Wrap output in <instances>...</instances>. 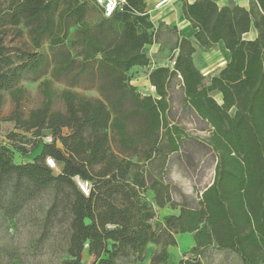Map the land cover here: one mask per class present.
Instances as JSON below:
<instances>
[{"label": "trees", "instance_id": "trees-1", "mask_svg": "<svg viewBox=\"0 0 264 264\" xmlns=\"http://www.w3.org/2000/svg\"><path fill=\"white\" fill-rule=\"evenodd\" d=\"M8 1L0 8V133L4 121L14 131L0 145V186L14 196L22 178L28 198L49 186L60 188L70 212L62 264H83L85 250L93 264H135L148 244L158 246L150 264H171L167 247L177 244L174 234L188 232L194 244L177 264H201L207 247L236 253L240 264H264V0H250L249 8L181 0L193 39L176 42L172 67L149 71L153 94H141L129 74L152 64L147 46L156 29L144 0H125L110 16L95 0ZM252 26L257 37L249 40L244 33ZM12 28L18 35L25 30L35 49L47 42V52L10 47L4 37ZM220 41L229 61L205 80L193 62L196 46L208 50ZM173 78L179 79L183 107L208 124L201 141L214 155V176L189 204L173 203L178 212L164 216L156 232L153 203L163 207L173 199L162 173L189 138L170 119ZM22 81H37L43 97L26 115ZM54 83L66 87L58 92ZM84 84L98 96L75 91ZM5 93L13 104L7 116ZM55 97L62 111L52 108ZM18 132L34 138L22 141ZM47 134L53 141L44 143ZM37 143L43 144L39 155L13 163L12 154L25 156ZM48 157L55 168L45 163ZM74 177L90 182L88 195Z\"/></svg>", "mask_w": 264, "mask_h": 264}, {"label": "rangeland", "instance_id": "rangeland-1", "mask_svg": "<svg viewBox=\"0 0 264 264\" xmlns=\"http://www.w3.org/2000/svg\"><path fill=\"white\" fill-rule=\"evenodd\" d=\"M8 5V0H0V8H7ZM16 29H9L4 37V42L10 47L17 45L27 51L47 52V42L40 49H35L28 41L25 30L21 35H18ZM159 37L164 44L160 46L153 58L156 59L157 64L172 67L173 60L170 59V56L173 53L174 37L170 33H160ZM210 59L203 53L195 59L196 66L207 76L214 68L208 64ZM150 70L147 67H137L129 73L130 84L135 86L141 94H153L154 89L147 81ZM207 79L208 77H205V80ZM37 83V81L21 82L28 91L21 101V108L25 115L31 108L38 107L42 103L43 97ZM170 83V119L172 123L182 128L189 138L183 143L179 154H171L162 173L173 199L170 204H165L163 207L153 203L157 215L152 219V225L156 232L164 225V216L178 212L179 208L173 203L189 204L197 198L202 188L208 185L214 176V155L201 141L208 135V124L188 108L183 107L179 79L173 78ZM53 86L58 92L66 87L62 83H54ZM89 86L91 85H77L74 89L86 96H98L96 89L88 88ZM4 96L2 112L3 116H7L13 108V104L7 93ZM212 96L220 100L218 93H212ZM51 102L53 109L60 111L64 109V104L59 98L55 97ZM12 125V122H3L0 145L8 144L6 133L9 132ZM24 137L34 138V135L22 132V141ZM38 140L37 137V142ZM31 146L32 143L25 144V148L28 150L31 149ZM42 151L43 144L37 143L35 149L25 156L12 154L13 163L30 161ZM53 173L56 174L57 171H53ZM12 181L14 180L12 179ZM19 185L20 190L14 196L10 195V190L4 184L0 186V264H62L67 257L70 212L69 208L61 201L60 188L49 186L35 191L34 195L28 198L23 193L24 179L20 178ZM151 195V192H148L146 199H151ZM174 236L178 243L173 247H167V250L170 252L172 262L177 264L180 255L187 252L194 244V235L188 232L176 233ZM82 262L83 264H93L94 256L85 250ZM200 262L201 264H240V259L236 253L231 251L207 247L203 250ZM135 264H150V260L144 256L143 260Z\"/></svg>", "mask_w": 264, "mask_h": 264}, {"label": "crops", "instance_id": "crops-1", "mask_svg": "<svg viewBox=\"0 0 264 264\" xmlns=\"http://www.w3.org/2000/svg\"><path fill=\"white\" fill-rule=\"evenodd\" d=\"M159 1L160 0H144L146 7H147V11L150 14V18L155 23V29H156L155 41L152 43V45L147 46L148 53L150 57L152 56L150 58L152 64L150 65V67H148L150 69H153V67H156V66H164L162 64L161 65L157 64L156 59L153 58V55L156 54L160 46L164 44L163 41L159 37L160 33L161 34L170 33V35L174 37V40H175L174 45H175L176 42H179L183 37L188 38V39H193V34L195 32V30L192 29L190 22L187 21L184 18V16L181 14V8H180L181 0H166L162 5L156 6V4ZM187 1L192 2L194 0H187ZM213 1L219 6L239 5L241 7L244 6L245 8H249V5H250L249 4L250 0H213ZM244 37L249 40L255 39L257 37L255 28L252 26L248 32L244 33ZM202 53L211 58L208 64L214 68L212 69V72L209 73L210 77L213 76L219 69L224 67V65L229 61V58H230V51L225 49L221 41L215 43V45L208 50H203L202 48L196 46V52L193 54V62L195 66H196V63H195L196 57ZM201 72L206 77H209L202 70ZM2 125H3V122H1V127ZM9 131H14L13 125ZM192 246L193 245H191L190 248ZM156 249H157L156 246L153 244L146 245L145 250H144L145 257L150 260V258L155 253ZM167 252L169 253V258H168L169 263L176 264V263H173L172 260L170 259L169 250H167ZM188 252L189 250L181 254L180 257L177 259V261L180 258L188 256L189 254Z\"/></svg>", "mask_w": 264, "mask_h": 264}, {"label": "built area", "instance_id": "built-area-1", "mask_svg": "<svg viewBox=\"0 0 264 264\" xmlns=\"http://www.w3.org/2000/svg\"><path fill=\"white\" fill-rule=\"evenodd\" d=\"M96 3L102 8L104 16H110L113 12L123 8L122 6L125 4V0H95ZM166 0H160L156 6L162 5ZM44 143L52 142L53 139L50 134L45 135L43 138ZM45 163L47 166L51 168H55L56 164L54 163L53 159L51 157H48L45 159ZM75 183L78 187V189L84 193L85 195H88L90 190V182L87 180H83L80 177H74Z\"/></svg>", "mask_w": 264, "mask_h": 264}]
</instances>
